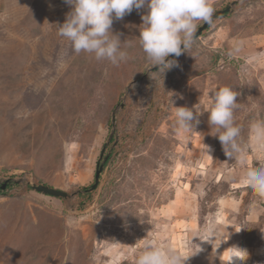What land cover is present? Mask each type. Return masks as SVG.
Returning <instances> with one entry per match:
<instances>
[{"label":"rangeland","instance_id":"1","mask_svg":"<svg viewBox=\"0 0 264 264\" xmlns=\"http://www.w3.org/2000/svg\"><path fill=\"white\" fill-rule=\"evenodd\" d=\"M234 1L209 0L214 14ZM69 11L0 0V264H137L146 243L186 252L193 237L203 251L186 264H224L233 245L248 251L243 264H264V197L243 182L264 167V0L240 1L156 81L138 42L144 9L113 23L128 53L118 66L71 51L56 26ZM224 86L238 93L244 165L225 156L207 112L190 132L175 122L171 100L205 105ZM210 228L230 235L219 249L199 240Z\"/></svg>","mask_w":264,"mask_h":264},{"label":"clouds","instance_id":"2","mask_svg":"<svg viewBox=\"0 0 264 264\" xmlns=\"http://www.w3.org/2000/svg\"><path fill=\"white\" fill-rule=\"evenodd\" d=\"M70 6L65 22L57 26V34L70 43L75 54H91L97 61L107 60L118 66L128 60L120 34L113 32L114 21L122 20L135 9L145 11L141 15L142 27L138 36L139 46L151 67H158L151 76L163 80L165 71L178 67V62L168 59L188 52L195 43L197 22L211 24L214 7L209 0H63ZM239 49H237L238 51ZM238 93L224 86L211 93L210 102L199 103L193 108H175V122L179 130L190 132L200 123L199 117L208 113L211 134L218 138L225 156L236 159L241 165L246 162L244 150L237 142L240 129L234 124V110L237 108ZM258 138H264V126H256ZM207 151H209L207 146ZM258 195L264 197V167L247 168L244 181ZM240 232V231H238ZM225 240L222 235L209 229L200 241L213 243L219 240V249ZM196 238V237H193ZM189 244L190 251L181 252L171 247H161L146 243L137 259V264H186L190 257L203 249L197 243ZM194 246V247H193ZM224 264H243L249 253L239 246L227 248ZM220 259V257H219Z\"/></svg>","mask_w":264,"mask_h":264},{"label":"water","instance_id":"3","mask_svg":"<svg viewBox=\"0 0 264 264\" xmlns=\"http://www.w3.org/2000/svg\"><path fill=\"white\" fill-rule=\"evenodd\" d=\"M242 1V0H235L234 2H232L229 6H227L225 9L223 10H220V11H217L214 15H213V22L218 19V18H221L222 16L226 15V14H229L232 12V9L233 7L237 6V4ZM212 22V23H213ZM211 23V24H212ZM211 24H205L203 26H201L199 28V30L197 31L196 33V38L199 37L203 31H205L207 28H209V26ZM175 56H170L168 57V59H173ZM152 70H158V67H154L152 68ZM112 120H113V123L115 122V114L113 115L112 117ZM112 136H113V133L111 134L109 140H108V143L107 145L110 143L111 139H112ZM117 142L114 143V146H116ZM107 145L105 146L103 152H102V155L104 154L105 152V149L107 147ZM111 154L109 153L108 155L105 156L104 160L102 163H100L98 165V169L96 171V176H95V183L92 185V187L90 189H88L87 191H94L98 185H99V181H100V176L104 170V166L106 163L109 162V160L111 159ZM8 184V181L5 182L3 185H2V189H5V186ZM32 189L37 191L38 193H41V194H44V195H47V196H51V197H55V198H60V199H66L69 197V194L67 192H64V191H61V190H57L53 187H50V186H47V185H31Z\"/></svg>","mask_w":264,"mask_h":264},{"label":"flooded vegetation","instance_id":"4","mask_svg":"<svg viewBox=\"0 0 264 264\" xmlns=\"http://www.w3.org/2000/svg\"><path fill=\"white\" fill-rule=\"evenodd\" d=\"M102 158V157H101ZM105 156L103 155V160H104Z\"/></svg>","mask_w":264,"mask_h":264},{"label":"trees","instance_id":"5","mask_svg":"<svg viewBox=\"0 0 264 264\" xmlns=\"http://www.w3.org/2000/svg\"><path fill=\"white\" fill-rule=\"evenodd\" d=\"M3 185V184H2ZM1 188H2V186H1ZM87 191V190H86Z\"/></svg>","mask_w":264,"mask_h":264},{"label":"bare ground","instance_id":"6","mask_svg":"<svg viewBox=\"0 0 264 264\" xmlns=\"http://www.w3.org/2000/svg\"><path fill=\"white\" fill-rule=\"evenodd\" d=\"M167 213V212H166Z\"/></svg>","mask_w":264,"mask_h":264}]
</instances>
